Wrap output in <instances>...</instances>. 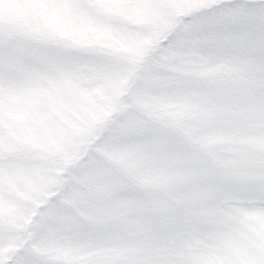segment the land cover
Segmentation results:
<instances>
[{
  "label": "clouds",
  "instance_id": "1",
  "mask_svg": "<svg viewBox=\"0 0 264 264\" xmlns=\"http://www.w3.org/2000/svg\"><path fill=\"white\" fill-rule=\"evenodd\" d=\"M11 7L5 264H264V28L251 5L28 0L20 18Z\"/></svg>",
  "mask_w": 264,
  "mask_h": 264
},
{
  "label": "rangeland",
  "instance_id": "2",
  "mask_svg": "<svg viewBox=\"0 0 264 264\" xmlns=\"http://www.w3.org/2000/svg\"><path fill=\"white\" fill-rule=\"evenodd\" d=\"M28 0H0V10H2V6L5 3H9L14 5V7H11L9 9V15L15 18H20L27 14L28 9L25 7ZM0 19H2V12H0ZM3 63V58L0 57V65ZM91 103V101H89ZM73 111V117L75 120H80L81 115L80 112L72 110ZM89 115H94L89 113ZM75 127V125H73ZM2 147V146H0ZM17 195L23 196L24 193L17 190ZM13 214V210L10 205H6L5 201L0 198V264H5L6 258H9V254L11 251H13V247L11 244H9L8 247L3 246V242L5 240L11 242L15 239V226L12 224L11 220H9V224L7 227V230L5 229L4 225V217L8 216L11 217ZM255 223L257 225L264 226V216H256L255 217ZM61 255L70 258V259H80V257H74L70 250H63L61 252Z\"/></svg>",
  "mask_w": 264,
  "mask_h": 264
},
{
  "label": "snow or ice",
  "instance_id": "3",
  "mask_svg": "<svg viewBox=\"0 0 264 264\" xmlns=\"http://www.w3.org/2000/svg\"><path fill=\"white\" fill-rule=\"evenodd\" d=\"M246 2L251 5L253 13L252 23L259 31L261 28H264V0H246ZM220 3L231 7V0H220Z\"/></svg>",
  "mask_w": 264,
  "mask_h": 264
}]
</instances>
